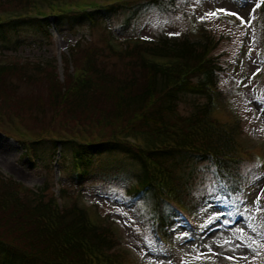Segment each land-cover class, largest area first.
Instances as JSON below:
<instances>
[{
    "label": "trees",
    "instance_id": "16d2710c",
    "mask_svg": "<svg viewBox=\"0 0 264 264\" xmlns=\"http://www.w3.org/2000/svg\"><path fill=\"white\" fill-rule=\"evenodd\" d=\"M111 1L116 2L93 12L84 11L85 7L75 12L64 7L77 5L74 0L0 2V43L25 35L41 42L52 38L51 26L58 34L83 26L90 27L91 33L99 20L117 15L131 20L151 8L169 15L188 2ZM258 10L264 14V6ZM110 38L117 36L109 32L101 50H91L77 59L83 61L74 62L75 75L68 71L63 82L45 84L48 103L37 106L35 119L50 120L52 128L34 134L16 113L18 119L7 112L8 100L2 96L0 131L20 143L22 158L29 152L38 162L50 159L59 168L68 163L64 172L74 191L87 175L119 185L122 163L130 174L129 167L135 169L124 191L130 198L141 199L146 194L151 200L149 228L144 232L155 238L159 231L172 240L170 229L177 214L167 205V196L183 199L191 209L217 195L230 197L246 180L241 168L256 163V155L237 141L242 133L239 121L226 122L214 115L215 104L225 103L222 98L227 91L219 89L220 76L231 63L214 54L220 38L204 27L196 34L188 30L174 36L160 34L154 41L128 38L121 51L109 44ZM79 48L77 40L67 55H62L65 65ZM56 70L53 61L0 65V96L12 91V76L45 78V71ZM187 103L191 111L182 115L180 105ZM14 121L31 137L30 142L22 139ZM108 126L112 132L106 136ZM71 156L82 169L80 178L72 173ZM196 171L209 177L206 186H198L199 202L196 195L187 197L183 190V184L190 186L189 179ZM49 181L31 191L0 177V264L128 263L113 222L92 219L76 202L61 206L48 192L52 187ZM68 190L61 186L60 197L80 196H72Z\"/></svg>",
    "mask_w": 264,
    "mask_h": 264
},
{
    "label": "rangeland",
    "instance_id": "374dc122",
    "mask_svg": "<svg viewBox=\"0 0 264 264\" xmlns=\"http://www.w3.org/2000/svg\"><path fill=\"white\" fill-rule=\"evenodd\" d=\"M74 1L80 5L81 2L90 0ZM0 2L13 3L15 0ZM258 2L259 0H188L185 8H178L169 15L152 8L131 20L127 15H117L114 19L97 21V29H93L91 33V28L84 26L71 33H53V42L52 38L37 42L40 40L30 35L9 39L5 44L0 43V64L24 63L29 60L44 65L53 61L57 70L53 73L45 71V78L39 75H33L34 79L23 75L12 76L10 82L13 83V89L5 93L7 96H0L1 103L5 102L2 96L7 98L10 108L38 135L52 128L50 120L44 123L42 118L35 119L37 106L48 103L45 84L57 80L63 82L74 62L78 64L83 61L77 60L78 58L105 46L109 32L117 34L118 39L127 45L125 40L128 38L139 37L144 41H154L160 34L174 36L188 29L196 31L204 27L220 38L214 54L220 61L233 63L232 69L220 76L219 89L227 91V95L221 97L226 104L217 110V115L223 119H239L243 130L239 141L250 153L255 152L264 157V14L258 9L252 13L255 18L251 28L242 26L234 16L222 14L219 18L201 20L206 13L217 9L239 13L247 20L252 6ZM120 24H124L123 29ZM119 29L121 35L118 33ZM54 30L51 26L50 31L55 32ZM77 40L80 48L74 52L76 57L70 58V62L65 65L61 57L67 55L68 49ZM16 41L20 43L17 45ZM190 111V104L180 105L182 115H187ZM111 132L112 127L108 126L105 135L108 136ZM23 138L26 139V136L23 135ZM22 155V147L0 131V172L11 178V181L20 182L30 189H41L50 180L52 187L48 192H54V196L58 195L61 185L65 189L69 188L67 193L72 196L81 194L78 203L87 208L91 216L95 217L98 213L106 219L105 222H113L112 226L122 246L128 251L132 264H264V166H261L264 161L261 164L254 163L255 168L250 165L241 168L246 180L237 193L230 194V197L217 195L207 199L195 210L196 213L188 209L195 226H188L180 218L176 219L170 229L173 244L159 245L150 233L144 232L149 228L151 215V200L148 195L133 199L124 191L132 180L131 174H136L135 169L128 166L130 174L120 161L118 168L122 163V180L119 185L104 183L101 177L87 175L88 179L84 184L74 191L69 187L64 172L68 163L59 168L49 159L40 162L37 160L30 166ZM124 163L128 165L127 162ZM208 180V175L196 171L189 179L191 187L183 184L185 195H196L199 202L201 191L198 186H206ZM180 181L183 183L182 179ZM258 197L257 204L255 201ZM175 202L176 200H171V204ZM210 250L219 255L197 259L199 253H209ZM225 257L234 259L228 260Z\"/></svg>",
    "mask_w": 264,
    "mask_h": 264
},
{
    "label": "snow or ice",
    "instance_id": "6c2138e0",
    "mask_svg": "<svg viewBox=\"0 0 264 264\" xmlns=\"http://www.w3.org/2000/svg\"><path fill=\"white\" fill-rule=\"evenodd\" d=\"M262 5H264V0H259L258 3H255L252 6V8H251V12L249 13V18L247 20L244 17H242L239 13L227 11L225 9H217L214 12H208V13L205 14V17L201 18V20L203 21L204 19H207V18H219V16L222 14V15H225V16H234L235 19L240 21V24L242 26H245L247 28H251L252 24H253V20L255 18L252 15V13H254L256 11V9L260 8ZM253 75H255V73H253ZM262 194H264V193H262ZM255 203H257V204L259 203V197L255 201ZM240 231H242V230H240ZM225 243H230V241H225ZM214 255H219V254L218 253H213L210 250L209 253H199L198 256H197V259H199L200 257H204V258L208 259V258H210L211 256H214ZM243 258L246 259V257H243ZM225 259L233 260L234 258L233 257H225Z\"/></svg>",
    "mask_w": 264,
    "mask_h": 264
}]
</instances>
